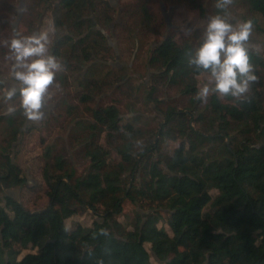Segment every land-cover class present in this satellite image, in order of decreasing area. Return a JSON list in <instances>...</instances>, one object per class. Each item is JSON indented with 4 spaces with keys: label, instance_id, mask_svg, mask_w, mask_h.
I'll list each match as a JSON object with an SVG mask.
<instances>
[{
    "label": "trees",
    "instance_id": "1",
    "mask_svg": "<svg viewBox=\"0 0 264 264\" xmlns=\"http://www.w3.org/2000/svg\"><path fill=\"white\" fill-rule=\"evenodd\" d=\"M148 1L123 4L116 21L108 0H25L20 23L39 26L49 14L55 25L49 47L63 68L52 87L66 88L72 77L88 118L64 124L79 105L55 98L49 120L62 132L39 157L48 202L31 211L0 196V264H264V0L229 7L263 38L262 51L249 48L258 79L241 98L206 101L196 97L194 81L207 73L187 61L196 32L180 40L167 34L148 48L146 81L134 84L135 68L134 76L108 64L121 52L106 34L131 41L136 59L137 36L155 27ZM182 1L202 17L218 11L216 0ZM6 11L2 28L18 16L13 5ZM112 89L132 99L129 119L116 104L96 101ZM172 90L174 103L164 97ZM17 97L0 98V192L24 187L10 156L27 121ZM6 100L15 111L1 112ZM139 100L156 115L139 112ZM70 151L86 160L83 172ZM124 201L133 206L127 227Z\"/></svg>",
    "mask_w": 264,
    "mask_h": 264
},
{
    "label": "rangeland",
    "instance_id": "2",
    "mask_svg": "<svg viewBox=\"0 0 264 264\" xmlns=\"http://www.w3.org/2000/svg\"><path fill=\"white\" fill-rule=\"evenodd\" d=\"M115 9L114 18L116 21H119L121 16L120 6L123 4H127L133 2L135 0H108ZM6 4L2 3L0 0V84L2 88H0V98L5 97L3 94V89L15 87L17 82L12 78V64L14 60L10 54V50L8 48V41L15 34L12 23L15 21L14 19L11 21V25L2 28L1 19L10 18V15L6 11L7 5H13L14 10L21 9L25 0H4ZM149 11L155 18V27L151 32L143 33L137 36L139 42L141 43V50L138 51L136 59L133 61L132 56L129 53V48L133 49V44L131 41H126L123 35L120 33L118 38L114 35L106 34L110 45L113 48L119 47L121 52L120 57H116L117 60L113 59L108 62V64L113 69H121L123 67L127 68L129 74H133L134 71L132 68H135L138 72L139 76L134 80V84L146 81L145 75V67L147 61V49L152 48L157 45L158 42L161 41L163 36L169 34L172 35L176 40H180L181 38H188L193 33L196 32L197 40H200V37L203 32L204 23L207 17L210 15L207 13L206 17H202L198 10L193 9L187 2L182 0H149L148 1ZM232 14V18L234 20H239L242 16V11L239 9H235L234 7L229 10ZM51 23V18L49 14H46L44 17L42 24L38 26L37 20L34 21V24L28 27L25 24L18 23L16 28V33L20 35H28L35 31H43L48 30L49 24ZM53 33L49 32L50 41L52 39ZM263 38L259 37L255 34L254 30L252 35L250 36L248 42V48H254L256 50L262 51ZM117 53V52H116ZM207 80V74L198 76L194 83L199 88L200 84ZM69 85L66 88H55L50 87V96L47 100V107L45 109L46 115L45 118L41 121H30L27 119L26 123L23 126L24 133L20 135L18 140L13 143L11 154L13 158V162H15L18 166L21 167L23 176L25 177L24 187L20 193V187H17L13 190H3L0 192V196L3 194H7L12 196L18 202H21L27 210L37 211L42 209L47 204V193L43 187L42 178H41V161L39 160L40 155L42 154L43 147L48 143L53 141V137L62 130H59V124H52L50 122L49 117L54 115L55 109V98L65 97L69 102L73 104L79 105V111L71 116L70 118H66L64 120V124L69 125L75 119L79 118H88L87 113L83 112L82 105L78 103V95L79 91L77 90L76 84L74 83L72 77H70ZM0 85V86H1ZM78 92V93H77ZM106 97H96V101L104 104H116L120 111L121 117L125 119H129L132 116L129 113L128 107L125 104L132 102V99H126L120 92L112 89L108 91ZM176 96V91L172 90L165 94V98H169V101L174 103ZM170 98H173L170 100ZM19 103V98L15 100L14 104ZM180 102H178L179 104ZM92 106L94 105L91 103ZM135 104V102H134ZM8 105H11L8 100L5 101V106L1 109L2 113H6L8 111ZM137 110L144 114L146 117H153L156 115L154 112L152 105H143L142 101L139 100L135 104ZM180 105V104H179ZM44 140L43 144L41 140ZM177 146V143L169 144V148H174ZM70 159L73 161V164L76 166L78 172H83L85 167L87 166L86 160L82 156L75 155L74 152L70 151L69 153ZM133 214V206L128 202L124 201L123 203V216L122 221L123 224L127 227L129 225L130 219ZM166 221H169V215L163 214ZM80 216H78V219ZM68 223V222H66ZM161 226V224H159ZM154 264V263H152Z\"/></svg>",
    "mask_w": 264,
    "mask_h": 264
},
{
    "label": "clouds",
    "instance_id": "3",
    "mask_svg": "<svg viewBox=\"0 0 264 264\" xmlns=\"http://www.w3.org/2000/svg\"><path fill=\"white\" fill-rule=\"evenodd\" d=\"M231 3L232 0H216L218 11L207 17L199 43L187 54L190 65L207 73V80L195 93L201 101L212 94L241 98L258 79L248 48L253 21L234 20L229 11ZM54 28V23H50L48 30L28 35L15 33L8 41L14 60L11 75L17 84L2 91L8 99L18 96L23 115L30 121L45 118L49 89L63 68L60 58L49 47V32ZM8 110L15 111V106Z\"/></svg>",
    "mask_w": 264,
    "mask_h": 264
},
{
    "label": "water",
    "instance_id": "4",
    "mask_svg": "<svg viewBox=\"0 0 264 264\" xmlns=\"http://www.w3.org/2000/svg\"><path fill=\"white\" fill-rule=\"evenodd\" d=\"M22 12H23V7H22L21 9L18 10V16L16 17V20H15L14 23L12 24V27H13L14 33H16V28H17L18 23L20 22ZM115 49H116V48H115Z\"/></svg>",
    "mask_w": 264,
    "mask_h": 264
},
{
    "label": "crops",
    "instance_id": "5",
    "mask_svg": "<svg viewBox=\"0 0 264 264\" xmlns=\"http://www.w3.org/2000/svg\"><path fill=\"white\" fill-rule=\"evenodd\" d=\"M21 191H22V189H21V187H20V193H21ZM10 196V195H9ZM10 197H12V196H10ZM13 198V197H12Z\"/></svg>",
    "mask_w": 264,
    "mask_h": 264
},
{
    "label": "flooded vegetation",
    "instance_id": "6",
    "mask_svg": "<svg viewBox=\"0 0 264 264\" xmlns=\"http://www.w3.org/2000/svg\"><path fill=\"white\" fill-rule=\"evenodd\" d=\"M23 9H24V6H23ZM116 60H117V58H116ZM7 195V194H6Z\"/></svg>",
    "mask_w": 264,
    "mask_h": 264
}]
</instances>
